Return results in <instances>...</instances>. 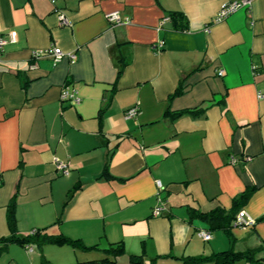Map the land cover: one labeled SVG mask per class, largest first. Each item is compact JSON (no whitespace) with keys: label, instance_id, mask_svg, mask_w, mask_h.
Returning <instances> with one entry per match:
<instances>
[{"label":"crops","instance_id":"0c3cea01","mask_svg":"<svg viewBox=\"0 0 264 264\" xmlns=\"http://www.w3.org/2000/svg\"><path fill=\"white\" fill-rule=\"evenodd\" d=\"M231 1L0 0V36L15 33L0 49V239L9 235L6 206L16 192L17 237L38 231L99 249L0 243V264L87 262L118 242L124 254L115 264H129V256L182 264L264 242V99L257 98L264 93V0L211 23ZM111 12L128 24H109ZM174 12L184 17L183 31L172 26ZM50 46L75 61L32 60ZM180 81L182 95L168 101ZM63 89L79 103L60 101ZM134 107L136 116L126 118ZM194 108L204 109L174 121L164 116ZM54 161L69 165L68 176ZM106 163L113 181L99 178ZM246 188L253 192L239 212L254 224L232 225L231 244L189 218V210L227 211ZM158 198L162 211L153 216Z\"/></svg>","mask_w":264,"mask_h":264},{"label":"trees","instance_id":"16d2710c","mask_svg":"<svg viewBox=\"0 0 264 264\" xmlns=\"http://www.w3.org/2000/svg\"><path fill=\"white\" fill-rule=\"evenodd\" d=\"M168 17L172 23V26L177 31H183L185 28V21L184 17L180 13H169ZM167 17V18H168ZM197 69H194V71ZM120 71H118V75ZM183 81H180L175 88V90L170 94L167 98L168 101H171L173 98H176L183 93ZM204 108H194L188 110H182L177 112H170L166 110L164 112V116L167 117L170 121H174L180 118L183 115L190 114V115H199L203 112ZM102 111H99L98 119L101 118ZM108 165L107 163L102 169V172L99 178H102L106 181H113L115 180L108 174ZM119 182H126L127 180L117 179ZM74 192V188L71 189L67 193V198L65 204L71 198L72 193ZM253 192V188H246L240 194L235 196L232 199L230 208L226 211L222 208H216L208 213L201 214L199 212L195 213L193 211H188L189 218H198L201 221L205 222L208 225V229L210 232L221 231L229 240L230 244L232 243V236L230 229L232 225H234L235 217L239 210L245 206L247 201L249 200L251 194ZM15 197L16 192L11 196L7 206H6V225L8 228L9 235L6 238L0 239L1 244L7 243H17L23 247L28 245H35L38 250H41L43 246L52 245L56 247H63L67 246L74 250L81 251V252H88L99 250L97 245L94 246H85L80 240H73L64 236H49L46 234H40L38 231L26 235L24 237H17L16 236V228H15V216H14V209H15ZM1 250V249H0ZM103 253V257L101 259L87 261V262H78L73 264H115L117 258L124 254V248L122 243H114L110 244L107 248L101 250ZM263 255V257H259ZM182 264H204V263H211V264H235L238 262H244L247 264H264V242L255 248L250 249L242 252H235L232 248H228L225 251L210 254L208 256H200V257H185L180 259ZM129 264H143L141 256H129L128 258ZM38 264H51L44 258H41Z\"/></svg>","mask_w":264,"mask_h":264},{"label":"built area","instance_id":"2783aa9c","mask_svg":"<svg viewBox=\"0 0 264 264\" xmlns=\"http://www.w3.org/2000/svg\"><path fill=\"white\" fill-rule=\"evenodd\" d=\"M251 3H252V0H237V1L226 2L220 6V8L217 12V15L214 17V19L212 20L211 23L214 24V23H218L220 21H223L225 18H227L229 15L235 13L239 9L249 8ZM58 13H59L58 14V20H59L60 26H65L67 23L64 19V16L62 14H60V12H58ZM105 19L111 25L128 24V19L121 18L118 12L108 13L105 16ZM167 21H168L167 17L162 18L158 23V27H162L163 24ZM7 42L8 43L15 42V33L14 32H10L8 34L7 40L4 39L2 36H0V49ZM161 47H162V41H159V42H157L154 49L158 50ZM45 57L50 58L51 61L53 62V64L59 62L63 58H67L71 63H73L75 61L74 54H72V53L64 54L58 48H54L51 46L44 51H37V52H33L31 54L32 60H39V59H42ZM222 75H223V71L219 70L217 72V76L221 77ZM257 98L258 99H264V93H257ZM60 101H62V102L66 101V102H69L71 104H78L79 98L77 97V94L75 91L63 89L61 92V95H60ZM136 114H137V108L134 107L125 113V117L126 118H133L136 116ZM54 166H55V170L57 172H59L62 176H68L70 167L67 163L60 162V161H54ZM155 184H156L158 191H161L162 190L161 184L158 181L155 182ZM161 211H162V203H161V200L158 198V205L153 209L152 215L153 216H159ZM234 224L236 226L249 228V227L253 226L254 220L247 217L245 215V213L241 211V212L237 213V215L235 217ZM33 233L34 232H32L31 234H33ZM202 239H203V241H208L210 239L209 233H207V232L204 233V235H202ZM29 251H30V249H29Z\"/></svg>","mask_w":264,"mask_h":264},{"label":"rangeland","instance_id":"374dc122","mask_svg":"<svg viewBox=\"0 0 264 264\" xmlns=\"http://www.w3.org/2000/svg\"><path fill=\"white\" fill-rule=\"evenodd\" d=\"M210 233H214V232H210Z\"/></svg>","mask_w":264,"mask_h":264}]
</instances>
